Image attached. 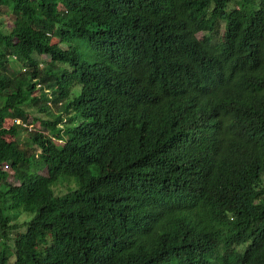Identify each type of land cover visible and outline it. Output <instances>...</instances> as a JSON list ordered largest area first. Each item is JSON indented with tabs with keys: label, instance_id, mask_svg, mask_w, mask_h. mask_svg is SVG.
I'll list each match as a JSON object with an SVG mask.
<instances>
[{
	"label": "trees",
	"instance_id": "trees-1",
	"mask_svg": "<svg viewBox=\"0 0 264 264\" xmlns=\"http://www.w3.org/2000/svg\"><path fill=\"white\" fill-rule=\"evenodd\" d=\"M246 1L0 0V264H264Z\"/></svg>",
	"mask_w": 264,
	"mask_h": 264
},
{
	"label": "rangeland",
	"instance_id": "rangeland-1",
	"mask_svg": "<svg viewBox=\"0 0 264 264\" xmlns=\"http://www.w3.org/2000/svg\"><path fill=\"white\" fill-rule=\"evenodd\" d=\"M16 21V16L13 15L11 12H9V10L7 8L2 9V11L0 12V29H3L4 31L10 32L11 28L13 27L14 23ZM205 34L204 33H200L198 35V37L201 39L203 38ZM41 62H42V66L50 64V62H52V57L48 55V57H43L41 58ZM45 69V67H44ZM36 114V113H35ZM34 117H31L30 120L28 121L27 126L23 124V121H20L19 124L24 126V128L26 129L27 127L29 128V131L31 132H44L43 127L36 123ZM48 134V133H46ZM22 145L27 146L28 145V137L26 136V133H22V136L19 140ZM7 170H9L8 167H6ZM11 171V170H10ZM9 184L10 185H20L19 182L15 179V178H11L9 180ZM215 259V258H214Z\"/></svg>",
	"mask_w": 264,
	"mask_h": 264
},
{
	"label": "clouds",
	"instance_id": "clouds-1",
	"mask_svg": "<svg viewBox=\"0 0 264 264\" xmlns=\"http://www.w3.org/2000/svg\"><path fill=\"white\" fill-rule=\"evenodd\" d=\"M253 1H257V0H247V1H246V5H245L244 8H253V7H252V2H253ZM234 3H236L237 8H239V7L242 8V7L244 6V0H234ZM240 8H239V9H240ZM224 29H225V27L223 28V30H224ZM223 30H222V31H223ZM200 33H204V34H205V35L203 36V38H201V39L198 37V35H199ZM200 33L197 34V39H198V40H203V39L208 35V33H207V32H204V31H202V32H200Z\"/></svg>",
	"mask_w": 264,
	"mask_h": 264
}]
</instances>
